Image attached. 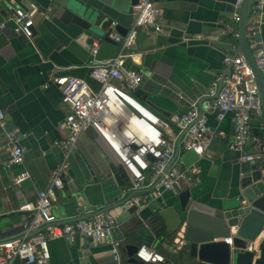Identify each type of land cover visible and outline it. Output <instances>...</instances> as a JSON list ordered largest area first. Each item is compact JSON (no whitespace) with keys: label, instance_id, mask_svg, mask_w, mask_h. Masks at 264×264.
<instances>
[{"label":"crops","instance_id":"0c3cea01","mask_svg":"<svg viewBox=\"0 0 264 264\" xmlns=\"http://www.w3.org/2000/svg\"><path fill=\"white\" fill-rule=\"evenodd\" d=\"M10 2L30 10L34 24L30 40L10 29L0 32V108L6 125L0 128V159L6 158L9 152L7 128L13 126L27 133L19 138L24 147L23 163L12 169L0 167V239L24 234L22 222L27 211L18 210V205L35 199L37 191L48 184L50 171L64 157L63 150L54 141L65 133L60 124L68 107L61 101V93L51 78L66 74L95 85L88 77L89 66L116 56L120 46L112 35L124 34L134 18L132 11L123 12L103 4V12L110 19L108 31L90 47H85L76 39L72 24L60 20L52 0ZM157 4L162 10L158 19L162 29L155 31L151 27L140 31L134 48L139 58L129 56L124 61L126 67L142 74L139 99L159 115L173 134L177 132L180 114L196 103L202 106L209 124L220 129L223 135L211 139L201 156L191 150L177 152V164L197 165L199 173L182 181L178 192L173 193L161 188L155 192L151 187L133 189L116 156L89 128L80 134L76 148L67 157L65 185L56 192L58 204L53 213L62 220L72 219L88 210L109 206L132 192L131 200L136 198L134 201L141 200L142 204H137L131 214L123 216V211L115 214L118 220L113 235L122 242L121 264L130 258L126 246L131 244H145L155 249L165 255L169 264H213L191 256L187 247L180 244L177 248L175 244L182 230L179 229L178 193L189 189L190 198L201 207L214 209L221 201L237 197L244 176L255 169L264 173L263 165L241 160L240 151L229 147L231 115L226 113L221 120H216L204 105L210 83L227 73L224 54L231 53L232 44H237L234 35L237 24L232 21L235 8L232 0H157ZM11 10L0 6V22L11 25ZM256 24L257 45L264 48V4ZM94 44L97 45L95 52L92 51ZM46 82L48 85L44 86ZM250 127L253 134L262 136L263 116L253 115ZM110 163L124 173L122 184L113 177ZM21 168L28 169L30 176L13 184V173ZM47 242L50 257L46 264L115 263L108 242L96 243L80 236L73 241L49 238ZM13 264L38 263L16 259ZM135 264L146 263L136 259Z\"/></svg>","mask_w":264,"mask_h":264},{"label":"built area","instance_id":"2783aa9c","mask_svg":"<svg viewBox=\"0 0 264 264\" xmlns=\"http://www.w3.org/2000/svg\"><path fill=\"white\" fill-rule=\"evenodd\" d=\"M243 1L232 0L235 8L232 21L235 24ZM263 4L264 0L253 1L245 26V36L261 73H264V48L257 45L254 36L258 32L256 23ZM132 12L134 18L128 30L124 34L112 35L120 46L116 56L89 66L88 77L95 85L92 86L84 78L66 74L51 78L61 93V101L68 107L60 124L65 133L54 141L63 150L64 157L50 171L48 184L37 191L35 199L18 205V210L27 211L22 222L24 234L0 239V264H13L16 259L46 264L50 257L49 238L73 241L76 236L96 243L108 242L114 264H121L122 242L113 235L116 219L108 210L83 219L68 220L57 218L53 213L58 204L56 192L65 185L67 157L76 148L80 134L87 129L92 128L113 152L133 189L151 187L159 192L161 188L173 193L178 192L182 181L190 180L199 173L197 165L180 166L175 159L169 164L174 154L180 150H191L201 156L211 139L223 135L220 129L209 124L202 106L196 103H191L180 114L176 122L177 132L173 134L159 115L133 95L140 87L142 74L135 68L126 67L125 58H139L140 54L135 53L134 48L140 31L151 27L155 31L162 29L158 22L162 10L157 0H137ZM10 21V26L6 21L0 22V32L10 29L14 34L31 39L34 21L30 10L16 6ZM237 34L234 30L235 37ZM231 47V53L223 57L225 63L231 62V72L210 83L204 95L205 109L212 112L216 120L229 113L232 117L229 147L240 151L241 160L262 166L263 138L253 134L250 127L253 115L263 116L258 88L246 59L236 50L237 44ZM96 48L94 44L92 51L95 52ZM47 85L48 82L44 83V86ZM5 127V114L0 108V128ZM26 134L18 128L6 131L9 152L6 158L0 159V167L12 169L23 163L24 147L20 145L19 138ZM29 176L28 169H18L13 173L12 183L19 184ZM259 238L247 242L245 248L250 251L256 249ZM223 240L232 243L231 237ZM175 244L177 248L183 245L182 236L175 239ZM134 257L146 264H169L165 255L145 244L138 245Z\"/></svg>","mask_w":264,"mask_h":264},{"label":"water","instance_id":"95a60500","mask_svg":"<svg viewBox=\"0 0 264 264\" xmlns=\"http://www.w3.org/2000/svg\"><path fill=\"white\" fill-rule=\"evenodd\" d=\"M253 1L244 0L240 7L236 23L238 33L236 50L242 53L251 68L261 100L264 123V73L258 70L245 36V26ZM136 2L137 0H52V5L60 20L72 24L76 32V39L85 47H90L93 41L104 36L109 28L108 20L110 19L106 12H103L105 10L103 4L123 12H131L132 6ZM0 6L7 9L11 7L12 13L16 7L11 4L10 0H2ZM254 38L256 41L259 40L258 32ZM230 72L231 62L227 63L225 75H229ZM221 84L222 81L219 86ZM138 91H140L139 88L133 92L137 98H139ZM12 128L13 126L7 128L6 131ZM262 148L264 169V132ZM176 156L177 152L169 164ZM109 167L118 184H122L124 173L118 171V168L111 163ZM68 185L71 183L68 182ZM132 194L129 192L109 206L93 212H86L72 219H83L108 210L117 221L116 213L123 211V216L131 214L137 208V204H142L141 200H131ZM178 200L181 211L179 229L182 228L183 246L187 247L191 256L213 264H264V173L262 175L260 169L253 170L241 179L240 192L236 198L223 200L214 209L201 207L196 200L190 198L189 189L181 190L178 193ZM81 210L84 211V208L81 207ZM227 237H231V244L223 240ZM256 237H260L256 250H247L245 248L247 242ZM137 247L138 245L132 244L126 246L130 258L123 264H135L134 253Z\"/></svg>","mask_w":264,"mask_h":264},{"label":"trees","instance_id":"16d2710c","mask_svg":"<svg viewBox=\"0 0 264 264\" xmlns=\"http://www.w3.org/2000/svg\"><path fill=\"white\" fill-rule=\"evenodd\" d=\"M262 137H263V133H262Z\"/></svg>","mask_w":264,"mask_h":264}]
</instances>
